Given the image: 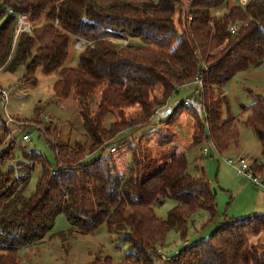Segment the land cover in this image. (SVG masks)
I'll return each mask as SVG.
<instances>
[{"label": "trees", "instance_id": "1", "mask_svg": "<svg viewBox=\"0 0 264 264\" xmlns=\"http://www.w3.org/2000/svg\"><path fill=\"white\" fill-rule=\"evenodd\" d=\"M20 16L29 18L32 33L17 34ZM236 23L243 25L232 34ZM73 42L87 45L78 50V66L67 68ZM263 64L264 0L244 5L241 0H0V68L14 72L24 67V81L32 86L39 70L57 75L55 98L78 102L90 139V144H62L60 128L50 122L39 134L54 154L55 167L34 151L24 153L27 162L18 160L20 167L14 170L9 163L16 159L17 138L8 141L7 125L0 124V264H20V250L43 241L61 215L72 226L68 234H58L64 242L104 225L109 233L124 236L133 253L118 264H264V245L249 239L264 231V214L227 219L208 239L162 259L159 247L171 232L186 240L193 216L205 211L211 223L218 214L211 184L204 175L189 173L186 152L158 165L141 138L133 137L137 142L129 147L133 158L126 172H120L112 156L85 163L88 155L111 144L118 152L121 134L150 125L157 109L198 76L204 83L196 90L203 118L179 107L158 124L174 127L183 113L193 112V144L206 140L219 154L228 152L239 145L241 134L237 118L229 112L225 116L227 99L220 93L237 74ZM96 94L93 111L90 101ZM247 111L246 125L264 148V97ZM109 114L117 119L106 128ZM40 120L38 109L24 123ZM165 137L159 146L175 139L170 132ZM131 142L126 137L120 141L125 146ZM36 165L42 174L35 192L27 196L30 170ZM257 172L264 176L263 167ZM168 199L177 205L163 219L155 207ZM104 262L115 264L112 258Z\"/></svg>", "mask_w": 264, "mask_h": 264}, {"label": "rangeland", "instance_id": "2", "mask_svg": "<svg viewBox=\"0 0 264 264\" xmlns=\"http://www.w3.org/2000/svg\"><path fill=\"white\" fill-rule=\"evenodd\" d=\"M236 24L243 25L241 23ZM82 44L87 45L86 42H82ZM118 44L125 45L127 43L118 42ZM78 50L73 42L65 67L76 68L78 66L81 52ZM24 76V67H19L14 72L0 68V88L5 90L8 96V99L5 100L0 95V124L6 123L7 125L8 141L17 138L16 159L9 163L11 164L9 168L18 170L19 161L27 162L24 159V153L34 151L44 155L50 166L55 167L54 154L45 139L40 137L39 129L52 122L60 128V142L62 144L74 145L78 142L90 144L79 113V104L73 97L68 99L55 98L53 87L58 81L57 75H45L39 70L36 74L38 82L36 86L26 84ZM194 89L195 87H192V90ZM220 94L227 99L223 109L225 116L229 112L230 116L237 118L241 134L239 147L231 145L228 152L219 154L212 142L205 140L202 144L195 146L192 141L193 127H191L194 123L192 117L194 113L189 111L183 113L176 125L171 128L161 127L153 119L148 126L124 132L116 140V144L121 145L120 149L116 154L111 155L120 172L124 173L127 171V164L132 162L133 151L129 147L137 142V140H132L133 137L141 138L143 146L148 150V157L157 160L158 165L170 161L180 152H186L189 173L199 177L204 175L211 184L213 191L217 192L218 214L213 222L208 223V213L200 211L190 221L186 240L179 233L173 231L168 235L163 246L159 247V254L169 259L184 249L187 244L191 245L208 239L227 219H243L264 214V189L255 185L251 179L240 175L234 167L227 163V160L236 161L241 157L249 160H260L264 157V148L252 128L246 125L249 116L247 107L252 105L258 97H264V64L237 74ZM187 95L188 91H180L170 100V105L183 100ZM98 101L99 96L96 94L90 101L93 111L97 110ZM38 109L41 110L40 122L36 125H25L24 120H33ZM138 110L139 107L130 109L127 111V115ZM116 119L114 114H109L105 127L109 128ZM182 126L185 128L183 132L185 136L181 133ZM154 130H157L156 133L148 135ZM169 132L173 133L174 143L177 146L175 148L166 144V147L159 146L160 140L163 139L164 141L165 135ZM26 134L31 137L30 143L23 141V136ZM125 137L132 141L126 146L120 143ZM112 146L115 144L107 146L108 148L103 151L88 155L85 163L108 156V149ZM206 149L209 151L207 157L203 154ZM28 163L30 162L28 161ZM30 171L31 181L26 192L27 196L35 192L36 184L42 174V168L40 165H36ZM19 174V172L15 173L16 176ZM176 205L175 201L168 199L163 205L155 207L156 214L165 219ZM71 229L72 226L66 217L64 215L59 216L51 233L43 241L20 250V264H105L106 258H112L113 262L118 264L126 256L133 253L129 244L123 240L124 236L109 233L106 225L93 234H76L72 239L62 241L58 234H68ZM249 239L253 244L264 245V231L249 237ZM149 251L152 252L151 249ZM154 256L156 261L160 260L158 254H154Z\"/></svg>", "mask_w": 264, "mask_h": 264}, {"label": "built area", "instance_id": "3", "mask_svg": "<svg viewBox=\"0 0 264 264\" xmlns=\"http://www.w3.org/2000/svg\"><path fill=\"white\" fill-rule=\"evenodd\" d=\"M249 1V0H246ZM189 7L186 8L187 11H189ZM214 16L218 17L221 13V11L215 10ZM242 25L235 24L230 27V31L232 34H235L239 28H241ZM33 27L30 24L29 18L27 16H20L18 17V25H17V34L20 32L23 33H32ZM126 45V44H125ZM76 48L77 49H82L84 45L82 42L76 43ZM192 87H195L194 90H192ZM204 87L203 83V77L198 76L191 84H187L184 86H181L179 88V91L186 90L188 91V95L181 101H176L173 105H170V103H167L157 109L155 112L154 120H156L158 123L161 122H166L168 121L173 115L174 112L177 108L179 107H184L186 109L192 110L200 118H203V109L202 106L198 100L196 90H202ZM0 95L3 99H8L7 92L5 90H2L0 88ZM11 122V119H10ZM23 141L30 143L31 142V137L30 135L26 134L23 136ZM117 148L118 146H112L108 149L109 155L105 157V159H108L111 155H114L117 153ZM204 156L209 155V151L206 149L203 152ZM227 163L234 167L237 172L244 176L245 178L251 179V181L257 185L260 186L264 189V179L261 174L257 172V167H263L264 168V157L260 160H249L248 158H238L236 161L234 160H227ZM162 259L167 261L169 258H166L165 256L162 255Z\"/></svg>", "mask_w": 264, "mask_h": 264}, {"label": "crops", "instance_id": "4", "mask_svg": "<svg viewBox=\"0 0 264 264\" xmlns=\"http://www.w3.org/2000/svg\"><path fill=\"white\" fill-rule=\"evenodd\" d=\"M191 127H193V124H192V126ZM185 131V128L182 126V129H181V133H182V135H183V132ZM183 136H185V135H183ZM182 136V137H183ZM184 138V137H183ZM241 140V139H240ZM239 144H240V142H239ZM170 146L172 147V148H175L177 145H176V143H174V141L170 144ZM162 147H166V146H162ZM237 147V146H236ZM238 147H239V145H238ZM164 151V150H163ZM127 163H128V161L127 160H125ZM128 165H129V163L127 164V167H128ZM187 245H189V244H187ZM186 245V246H187Z\"/></svg>", "mask_w": 264, "mask_h": 264}, {"label": "water", "instance_id": "5", "mask_svg": "<svg viewBox=\"0 0 264 264\" xmlns=\"http://www.w3.org/2000/svg\"><path fill=\"white\" fill-rule=\"evenodd\" d=\"M246 2H247L246 0H241V3H242L243 5L246 4ZM126 45H127V44H126ZM214 193L217 194L216 191H214Z\"/></svg>", "mask_w": 264, "mask_h": 264}]
</instances>
